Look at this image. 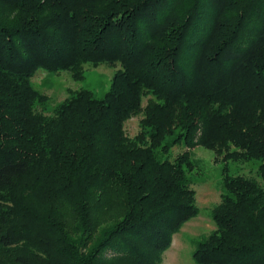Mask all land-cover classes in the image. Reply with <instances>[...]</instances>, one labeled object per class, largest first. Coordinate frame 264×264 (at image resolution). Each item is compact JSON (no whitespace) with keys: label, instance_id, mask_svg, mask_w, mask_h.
<instances>
[{"label":"trees","instance_id":"trees-1","mask_svg":"<svg viewBox=\"0 0 264 264\" xmlns=\"http://www.w3.org/2000/svg\"><path fill=\"white\" fill-rule=\"evenodd\" d=\"M85 64L119 67L101 99L35 109L37 70ZM197 145L226 165L192 260L264 264V0H0V264H161Z\"/></svg>","mask_w":264,"mask_h":264},{"label":"rangeland","instance_id":"rangeland-1","mask_svg":"<svg viewBox=\"0 0 264 264\" xmlns=\"http://www.w3.org/2000/svg\"><path fill=\"white\" fill-rule=\"evenodd\" d=\"M119 67H110L106 64L83 66V79L74 80L68 72L50 73L39 69L31 79L32 88L46 97L44 104H37L35 109L45 115L69 98L73 93L87 90L94 97L101 99L109 90L113 74ZM149 98V97H148ZM151 98V96H150ZM146 99H143L144 107ZM142 114L128 119L123 126L125 135L133 139L140 132ZM184 148L173 147L171 157L182 153ZM195 168L187 173L192 182L191 188L195 191V205L199 210L195 218L187 221L179 232L173 235L170 247L163 253L161 264H195L192 260L194 241L207 236L215 226L211 220V209L220 201V183L223 168L222 155H217L201 145L190 150ZM258 162L250 161L244 164L228 162L227 168L231 175H242L260 180L257 177Z\"/></svg>","mask_w":264,"mask_h":264}]
</instances>
